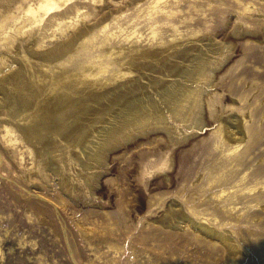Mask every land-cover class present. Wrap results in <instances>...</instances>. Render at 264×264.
<instances>
[{"label": "rangeland", "instance_id": "1", "mask_svg": "<svg viewBox=\"0 0 264 264\" xmlns=\"http://www.w3.org/2000/svg\"><path fill=\"white\" fill-rule=\"evenodd\" d=\"M37 1L0 0L1 41L23 29L57 36L80 23L82 15L72 13V18L53 20L52 15L67 6L85 4L80 12L90 13L84 17L90 22H96L101 8L111 10L106 27L95 24L66 62H53L54 74L73 71L101 53L92 63L109 62L97 74L105 78L120 66L115 59L121 55L108 56L120 46L142 49L158 40L169 44L182 39L193 41V53L207 50V36L232 43L224 51L229 58L213 72L202 128L180 142H169L162 130L121 142L109 150L107 164L98 165L94 195L77 175L70 184L79 190L69 191L53 174V164L36 169L25 147L9 153L0 137V264H264V129L259 135L255 130L264 126V76L255 74L263 61L255 64L252 56L242 57L236 51L238 36H229L239 19V0H164L166 13L147 16L142 9L133 20L128 17L149 0H66L41 22L30 23L25 9ZM259 11L247 15V23L256 18L264 29V3ZM153 18L157 25L151 28ZM132 29L143 32L140 40L118 39ZM245 38L243 43H254L252 37ZM55 39L47 35L45 45ZM105 39L108 43L100 44ZM241 59L246 70L239 74ZM11 65L12 58L1 49L0 74ZM243 111L248 113L245 137L232 149L226 136L238 128L236 118ZM167 120L179 126L178 133L181 128L191 131L170 113ZM250 186L254 188L245 189ZM176 203L192 220L228 230L240 247L237 254H226L225 242L187 220L180 227L162 223L164 210Z\"/></svg>", "mask_w": 264, "mask_h": 264}, {"label": "bare ground", "instance_id": "2", "mask_svg": "<svg viewBox=\"0 0 264 264\" xmlns=\"http://www.w3.org/2000/svg\"><path fill=\"white\" fill-rule=\"evenodd\" d=\"M65 1L38 0L29 3L25 9L29 13V22H41L45 14L60 8ZM162 1H146V5L139 7L138 12L128 19L137 16L142 9L147 16L166 13L169 6L161 4ZM173 1L176 4L180 0ZM239 2V19L230 29L229 36H238L236 51L242 57L252 56L255 64L263 61L262 68L256 69L255 74L264 76V29L256 25V18H251L250 24L247 23V15L256 11L258 14L264 0ZM83 5L67 6L51 14L53 20L72 18L71 13L82 15L80 23L62 30L57 36L23 29L0 40V50L13 60V66L0 74V137L9 153L25 147L36 169L53 164L50 167L53 174L69 191L76 193L79 190L78 186L74 188L70 184V180L77 175V180L94 195L100 174L98 165L104 167L109 150L115 149L121 142L154 130L166 133L169 142H180L194 134L195 129L202 128L207 89L214 83L213 72L229 58L228 52L224 51L231 48L232 42L207 36V50H195L193 53V41L182 39L169 44L158 40L142 49L120 46L108 52V56L121 55L115 59L120 66L113 68L105 78H98L97 74L105 70L109 62L92 63L101 58V53L87 64L73 68V71L54 74L50 68L55 60L66 62L95 24L100 23L102 27L108 24L110 9L101 8L96 22H90L84 19L90 13L80 12ZM88 9L93 15L96 14L95 8ZM154 21L153 18L150 22L151 28L157 25ZM152 34L154 36L156 30L152 29ZM47 35L56 39L45 45ZM123 35H118V39L129 38L130 41L134 36L136 39L132 41L135 42L142 38L143 32L132 29ZM247 36L252 37L254 43H243ZM105 43H108V39L100 44ZM258 46L262 50H258ZM221 54L224 56L219 57ZM94 67L98 68L94 70ZM238 68L239 74L246 70L242 59ZM142 79L153 87L158 99L152 96L151 89L146 88V82ZM169 113L181 123L180 126L191 131L185 132L181 128L178 133L179 126L167 120ZM247 117V112H241L236 118L238 128L226 136L232 141V149L244 140ZM263 129L264 126L255 128L258 135ZM176 204L168 205L164 210L162 223L180 227L183 220H187L200 232L225 242L226 254H237L240 247L228 230L220 231L205 220L194 221Z\"/></svg>", "mask_w": 264, "mask_h": 264}]
</instances>
